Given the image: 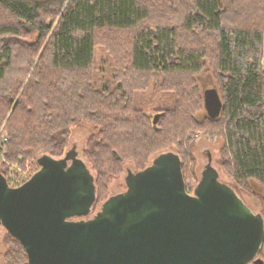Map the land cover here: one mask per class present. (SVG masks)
I'll return each mask as SVG.
<instances>
[{"label":"trees","instance_id":"16d2710c","mask_svg":"<svg viewBox=\"0 0 264 264\" xmlns=\"http://www.w3.org/2000/svg\"><path fill=\"white\" fill-rule=\"evenodd\" d=\"M186 6L178 9L182 17L178 28L172 24L174 17L151 12L141 0H0V8L13 19L0 20V121H5L0 175L8 186L13 163L29 164L33 159L37 169L29 179L39 169L41 156L63 157L68 128L83 118L98 128V150H127L124 153L131 158L152 145L164 150L155 139L161 132L171 137L186 132L189 125L219 126L216 135L223 137L229 153L232 179L236 184L256 180L264 189V0H190L182 12ZM127 30L133 31L128 53L121 52L122 41L120 53L105 46L112 55L103 63L111 84L102 83L90 72L99 55V37ZM26 32L34 33L33 41L25 43ZM183 36L188 40L182 41ZM125 55L131 71L152 75L151 94L135 98L128 89L130 82L123 85L119 80ZM207 61L220 109L198 122L194 114L204 108V96L195 75ZM97 79L100 88L93 83ZM110 85L115 89L110 91ZM143 87L146 84L139 94ZM181 108L185 119L180 118ZM160 114L154 129L152 118ZM164 152L168 151L157 155ZM174 153L185 182L181 155ZM136 163L129 170L148 166L145 161ZM94 185L93 208L107 199L101 200L96 177ZM6 234L12 251L5 254L4 264H23L25 250ZM260 252L261 248L258 257Z\"/></svg>","mask_w":264,"mask_h":264},{"label":"water","instance_id":"95a60500","mask_svg":"<svg viewBox=\"0 0 264 264\" xmlns=\"http://www.w3.org/2000/svg\"><path fill=\"white\" fill-rule=\"evenodd\" d=\"M209 102L205 108L216 106ZM219 109L220 102L211 117ZM160 116L152 118L154 129ZM38 164L17 187L0 175V226L21 243L27 256L23 264L261 261L262 215L221 183L212 166L201 171L190 194L179 157L160 153L142 170L127 169L125 190L109 196L88 217L96 188L86 163L74 156L43 155Z\"/></svg>","mask_w":264,"mask_h":264},{"label":"rangeland","instance_id":"374dc122","mask_svg":"<svg viewBox=\"0 0 264 264\" xmlns=\"http://www.w3.org/2000/svg\"><path fill=\"white\" fill-rule=\"evenodd\" d=\"M141 2H143V5H145L151 12L156 10L161 12V14L174 17L171 18L172 24L177 25L179 28L182 23V17L177 13L178 9H182L184 5L188 6L190 0H141ZM187 6L182 12H186ZM152 18L153 20L155 19L154 16H152ZM0 20L11 22L13 19L7 12L0 8ZM49 20L50 17H48V13H45V22H49ZM101 35L102 36L99 37V41L97 43V47L100 49H97L96 51L99 55L94 60L93 66L91 68L92 71L90 72H93V76L96 78L101 79L102 83L111 84V77L109 73H107L109 69L106 68L104 66L106 64L103 63L106 60L107 62H110L107 57L112 55L107 51L108 49L105 46H109L110 51L111 49L114 52L116 50L119 51L118 42L122 41L124 46H122L121 52L123 53L125 51V53H128L127 50H129V43L133 36V31H115L112 33H101ZM33 36V32L27 33V36H23L22 39L25 41V43H27V41L31 42L34 40ZM182 38V41L188 40V38H185L184 36ZM102 50L103 52H101ZM124 62L126 67H124L122 71L119 70L118 76L123 85H125L126 82H130L128 89L134 93L135 98L139 97V95L151 94L153 92L154 85V78L152 75H149L150 73L141 74L131 71V69H129L127 66L129 64H127L128 62L126 60V55ZM210 64L209 61H207L204 69L199 74L195 75L196 84L199 87L200 93L204 96V108H201L194 114V118L198 122H201L206 116H213L217 111V104H219L217 94L218 88L212 77V69L210 68ZM102 67L105 68L103 73L100 71ZM261 68L264 71V34L262 40ZM28 74L26 75L27 78L29 76ZM82 76L83 78L86 77L84 75ZM95 77L92 79L96 80L94 79ZM78 78H81V76L79 75ZM99 79H97V81H93V83L98 82ZM101 81L98 82L99 84L97 83L98 87L96 88H100L99 86L101 85ZM145 84L146 89L143 87L141 94H139L140 88ZM93 86L95 87V85ZM109 87L110 91L115 89L114 85H110ZM205 99L207 102L210 100V105L216 106L213 108L207 106V108H205L207 104ZM96 107L101 109L99 104H96ZM182 110L183 108L180 110V118L185 119V111L183 112ZM9 113L10 110L6 114V118L8 117ZM4 123L5 121L0 123V139L3 138V140ZM165 126H167L165 123L163 126L161 125L162 130L165 129ZM190 127L191 126L189 125V129H187L186 132H181L178 134L174 133V135L171 137L166 134H162L161 132L155 139H157V145L163 147L164 150H155L152 145L151 149L149 148V150H138V155H135V158H131L128 157L127 153H124V151L127 150H98L99 148L96 146L98 142V128L86 119L80 118L68 128V138L64 147V151H66V153L63 157H65L67 160H71L74 156L75 158L81 159L86 163L90 173L94 178L96 177L97 185L101 192L100 197L102 200L103 198H108L111 195L125 190L124 176L127 169H135L134 161L138 162L136 164H141L145 161V163L149 165L152 158L160 151L178 152L181 155L183 161L185 184L188 188H190L191 193L199 181L201 171L207 166H212L218 171V180L221 183L233 188L238 196L251 210L256 213L263 214L264 218V189L256 180H247L246 182L236 184V182L232 179L230 175L232 166L229 159V153L224 145L223 137L216 135L217 132H221V127H210L209 129H203L196 126L190 129ZM206 129L208 131H206ZM140 130H142V128H140L139 131ZM187 134L189 136H187ZM2 163L5 167V162ZM27 164L23 163L18 165L17 163H13L10 166L8 173L10 176V187H17L21 185L28 179V175L37 169L33 159L28 165ZM102 203L103 200L99 201L88 217L96 212ZM6 233L7 231L0 226V264H4L5 254L11 250ZM259 258L261 260V264H264V238L261 245Z\"/></svg>","mask_w":264,"mask_h":264},{"label":"flooded vegetation","instance_id":"af4514ba","mask_svg":"<svg viewBox=\"0 0 264 264\" xmlns=\"http://www.w3.org/2000/svg\"><path fill=\"white\" fill-rule=\"evenodd\" d=\"M250 264H261V261H258L257 263H250Z\"/></svg>","mask_w":264,"mask_h":264}]
</instances>
